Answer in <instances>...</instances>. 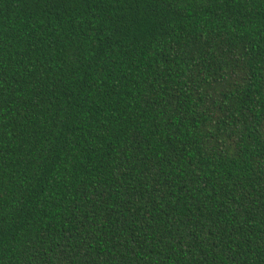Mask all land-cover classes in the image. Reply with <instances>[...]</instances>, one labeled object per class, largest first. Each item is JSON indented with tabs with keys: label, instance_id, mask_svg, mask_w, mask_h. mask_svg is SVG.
<instances>
[{
	"label": "trees",
	"instance_id": "obj_1",
	"mask_svg": "<svg viewBox=\"0 0 264 264\" xmlns=\"http://www.w3.org/2000/svg\"><path fill=\"white\" fill-rule=\"evenodd\" d=\"M0 264H264V0H0Z\"/></svg>",
	"mask_w": 264,
	"mask_h": 264
}]
</instances>
